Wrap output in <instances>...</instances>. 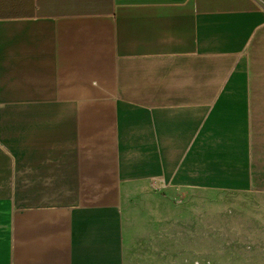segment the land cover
<instances>
[{
	"label": "crops",
	"instance_id": "0c3cea01",
	"mask_svg": "<svg viewBox=\"0 0 264 264\" xmlns=\"http://www.w3.org/2000/svg\"><path fill=\"white\" fill-rule=\"evenodd\" d=\"M226 193L264 194V0H0V264L186 249Z\"/></svg>",
	"mask_w": 264,
	"mask_h": 264
},
{
	"label": "rangeland",
	"instance_id": "374dc122",
	"mask_svg": "<svg viewBox=\"0 0 264 264\" xmlns=\"http://www.w3.org/2000/svg\"><path fill=\"white\" fill-rule=\"evenodd\" d=\"M193 208L186 249H141L131 264H264V194L226 193Z\"/></svg>",
	"mask_w": 264,
	"mask_h": 264
}]
</instances>
